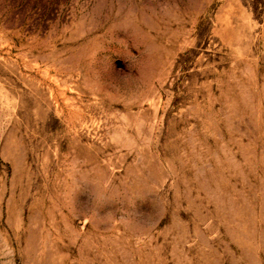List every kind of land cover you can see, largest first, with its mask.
<instances>
[{"label":"rangeland","instance_id":"374dc122","mask_svg":"<svg viewBox=\"0 0 264 264\" xmlns=\"http://www.w3.org/2000/svg\"><path fill=\"white\" fill-rule=\"evenodd\" d=\"M0 264H264V0H0Z\"/></svg>","mask_w":264,"mask_h":264}]
</instances>
